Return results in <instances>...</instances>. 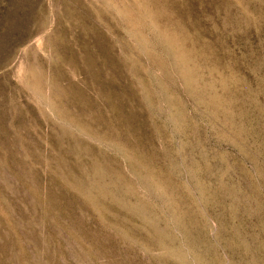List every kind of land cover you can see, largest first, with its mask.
Segmentation results:
<instances>
[{
  "label": "rangeland",
  "instance_id": "rangeland-1",
  "mask_svg": "<svg viewBox=\"0 0 264 264\" xmlns=\"http://www.w3.org/2000/svg\"><path fill=\"white\" fill-rule=\"evenodd\" d=\"M0 264H264V0H0Z\"/></svg>",
  "mask_w": 264,
  "mask_h": 264
}]
</instances>
